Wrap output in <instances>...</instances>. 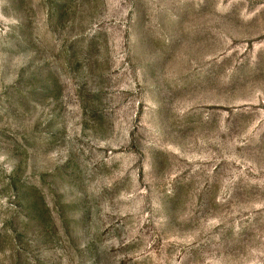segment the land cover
Returning a JSON list of instances; mask_svg holds the SVG:
<instances>
[{
	"label": "rangeland",
	"instance_id": "1",
	"mask_svg": "<svg viewBox=\"0 0 264 264\" xmlns=\"http://www.w3.org/2000/svg\"><path fill=\"white\" fill-rule=\"evenodd\" d=\"M0 264H264V0H0Z\"/></svg>",
	"mask_w": 264,
	"mask_h": 264
}]
</instances>
